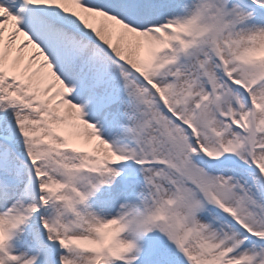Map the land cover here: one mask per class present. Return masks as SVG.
<instances>
[{
	"label": "snow or ice",
	"instance_id": "6c2138e0",
	"mask_svg": "<svg viewBox=\"0 0 264 264\" xmlns=\"http://www.w3.org/2000/svg\"><path fill=\"white\" fill-rule=\"evenodd\" d=\"M0 264H264V0H0Z\"/></svg>",
	"mask_w": 264,
	"mask_h": 264
}]
</instances>
